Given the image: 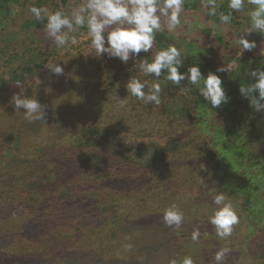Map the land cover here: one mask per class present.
<instances>
[{"label":"rangeland","instance_id":"1","mask_svg":"<svg viewBox=\"0 0 264 264\" xmlns=\"http://www.w3.org/2000/svg\"><path fill=\"white\" fill-rule=\"evenodd\" d=\"M8 5V12H3L0 18V21L5 18L0 26V134L6 129L4 141L0 140V264H169L170 260H177L179 263L185 256H191L197 264H216L214 254L221 248L229 249L225 264H264V226L246 236V222L242 221L241 224L233 226L230 236L220 238L215 227L209 223V218L214 213L212 195L218 188L215 177L202 161L193 156H189L192 159L184 158L183 155L170 156L164 161L160 171L154 172L152 168L141 171L144 161L135 153L136 149L149 143H162L194 132L191 131L190 125L192 119L186 123L177 121L179 124L170 125V117L162 118L153 114L151 119H148V124L138 125L135 109L131 110L125 105L126 98L119 97L122 100H117L116 96L110 95L109 83L112 82V74L113 77L118 76L123 70L112 71V68H118L114 59L107 56L96 57L84 28L70 34L76 37L75 45L57 48L46 36L44 28L23 27L24 22L35 18L29 11L31 5L46 6L49 11H55L51 0H10ZM201 11L204 12L203 9ZM195 15L189 14L192 20L195 19V29L209 27L218 33L217 24L206 25L208 22L203 21L202 16H199V21ZM240 17L245 24L248 22L244 16ZM190 29L194 30L192 24L182 20L172 32L176 35L171 36L176 44L184 46L188 54L194 52L192 50L197 47L194 43L198 41L192 35L189 38L192 43L188 44L187 41L178 39L177 35H183V32L186 34L184 30ZM205 32L209 34L207 29ZM12 35H16L15 38H12ZM6 44L10 50L7 48L1 52V48ZM218 44L223 48L221 43ZM22 45L25 46L23 51L32 53L33 58L36 50L41 53L36 62L43 56L47 61L42 68L26 72L22 80H12L11 74L20 75V68L25 64L19 60V55L11 60L7 56L13 49L22 50ZM55 63L63 68L62 75H55L48 70L47 66ZM128 65V75L140 74L138 67L133 69L131 60ZM91 91H94L92 96ZM19 92L37 98L44 106L45 121L26 119L22 109H14L11 97ZM188 93L187 99L190 103L191 92ZM169 95L170 93H164L163 100L167 101ZM189 107L191 108L190 104ZM91 126L97 132L105 133L110 145L101 141L99 136H92L91 148L95 147L100 151L98 153L103 156V161L99 165L101 176L96 177L94 172L90 173L95 166L87 168L86 179L89 188L85 194L97 199L99 183L102 180L112 183V190L114 183L123 185L124 195L131 193L132 186L133 191L149 190L145 185L152 177L163 188L160 189V196L165 197L163 191H169L175 201L173 205L184 214L180 227L173 228V238L167 230L169 227L163 223L156 209L154 222L153 218L146 219V222L152 225L139 226L138 233L126 244L131 245V248L135 247V250H126L123 245L120 249L109 251L108 255L100 252L102 255L90 262L83 258L82 248L77 245L75 238L71 237L78 220L77 202L83 196H80L81 191L74 189L70 194L57 197L50 194L57 183H84L78 176L83 175L84 171L69 172L74 174L67 179L55 163L64 151H71L69 155L75 152V155L81 156L82 159H85L87 150L89 153L96 151L74 148L71 138L75 127L86 133L87 127ZM63 130H66L63 139L66 146L58 147L54 145L59 142L55 136ZM16 136L17 146L22 148L17 155L14 153L17 146L13 143L16 142ZM86 146L88 148V144ZM6 147L10 151L9 154L6 153ZM128 164H133L132 169L140 174L135 185L133 179L126 181L123 176L119 177L117 172L112 174L115 166L122 165V169L126 170L125 166ZM166 164L169 170L168 179L164 177ZM44 171L54 180H38L39 177L34 176L43 175ZM113 178H116L115 181L111 180ZM38 181L41 183H37ZM48 188L50 190L47 191ZM163 205L165 210L170 207L165 199L161 202V206ZM233 208L237 210V207ZM239 213L242 214L240 211ZM57 217L60 220H57ZM195 230H199L200 235L194 241L192 233ZM155 232L158 241L165 247L163 254H153L154 250L160 248L157 242L150 238ZM105 241L110 242L108 239ZM174 249L176 256L169 252Z\"/></svg>","mask_w":264,"mask_h":264},{"label":"trees","instance_id":"2","mask_svg":"<svg viewBox=\"0 0 264 264\" xmlns=\"http://www.w3.org/2000/svg\"><path fill=\"white\" fill-rule=\"evenodd\" d=\"M9 1L10 0H0V18L3 12H8ZM51 1L53 5H55V11L59 9L68 11L86 2V0ZM201 2L202 1L199 0H193L192 3V0H185L181 19L185 23L189 22L192 24L194 30H184L187 32L186 34L183 32V35H177L178 39L187 41L188 44L192 43V41L189 40L190 36H195L198 43H194L197 47L195 50H192L194 51L192 54H188L185 52L184 46L182 47L174 42L171 36H175L176 34L164 30L156 34L155 42L150 52L142 53L141 57L151 58L159 49L167 47L169 44H174L182 50V54L185 56V66L181 68L180 71H185L187 67L199 62L201 72L205 75L208 71H215L217 66L228 64L233 59H236L240 49L238 43L234 39V34L247 25L248 22L245 24L240 19V16H244L247 19L246 14L242 12H233L232 20L227 24H221L218 16H208L206 14L207 9L203 8ZM217 2L221 5L220 11L226 13L228 11L227 0H217ZM200 8L203 9L204 12H202ZM190 13L196 14L195 17L199 21L201 20L199 16H202L203 21L208 22L206 25H209V23L217 24L219 27L218 33L213 32L209 27L195 29V19L192 20V17L189 16ZM239 13L240 15H238ZM163 19L164 18H162V20ZM3 20H5V18ZM3 20L0 21V26ZM44 23L43 20L34 18L24 22L23 27L26 29L30 27L34 29H43ZM84 29L87 31L86 28ZM206 29L209 31V34L205 32ZM1 36L0 34V37ZM15 36L16 35H12V38H15ZM5 38L6 37H4V39ZM247 38L256 40L257 48L253 49L251 52H244L238 66L233 72L217 73V75H220L224 80L226 93L230 97L229 103L222 105L219 109L211 110L210 105H207V102L203 101L202 97H198L196 89L186 81H182L181 85L177 86L170 81L164 80L163 77L161 78V104L159 106L155 104H144L142 101H138L135 97L127 94L125 84L123 83H126L127 79L134 75L127 74L129 62L127 65H124L117 59L113 61L118 68L114 67L112 71L116 69L123 71L115 77H113L114 74H112V82L109 83V89L111 90L110 95H118V97L126 98L125 105L131 110L135 109L137 116L136 122L140 126L148 124L150 121L148 119H151L150 116L153 114L161 116L162 118L170 117L172 121H175H170V125L173 123L179 124L178 122L186 123L190 118L192 119L190 125L192 127L191 131L194 132L188 133V135L181 138H171L162 143H149L136 149L135 153L144 161V165L141 166V171L150 168H152L154 172L160 171L163 168L164 161L170 156L183 155L184 158H191L189 156L196 157L198 161H202V164H204L215 177L217 181L216 187L224 191L232 205L237 207L236 213L239 215V224H241L242 221L246 222V236L255 233L259 228L264 226V113L255 112L249 107L248 101L242 99L237 91V86L244 83L245 80L251 82V78L247 75L248 67L256 68L258 66H264V37H260L259 34H252ZM218 43H221L223 48H221ZM7 48L10 50L8 44L4 45V48H1V52L6 51ZM21 48L22 50H18L21 54L16 51V49H13L7 56L11 60L13 57L19 55V60L25 64L20 68V75L11 74L10 78L12 80H22L26 72L29 73L33 71L34 68H42L44 62L47 61V58L43 56L39 62H36L41 54L38 50L34 52L33 58L32 53L28 54L23 51L25 48L24 45H22ZM219 48H221L220 52H218ZM136 68L137 67L134 65L133 69ZM137 77L141 79H152V77H143L140 74L137 75ZM117 84H119L118 89H116ZM188 91L191 92L190 103L189 99H187L189 94ZM93 93L91 91V96ZM164 93H170L167 101L163 100ZM188 112H190V114H188ZM2 131L0 140L3 142L4 136H6V129ZM65 132L66 130H63L60 134L55 136V139L59 140V142L54 143V145L56 144L58 147L66 146L63 140L66 136ZM94 135L99 136L100 140L106 142L108 146L110 145V140L107 139L106 134L101 131L97 132L95 128L91 126V128L87 127L86 133L82 132L79 127L73 129V134L71 135L74 143L73 147L96 150L95 147L91 148V142L93 141L92 136ZM202 138H205V140H202ZM13 143L16 144V146L18 145L17 136L16 142L14 141ZM87 144L88 148L86 146ZM15 149L14 153L16 155L22 150L20 145ZM112 150H114V148ZM12 151L13 147L11 149V152ZM70 152H62L55 164H58L59 170L67 179H70L76 172L84 171L83 175L78 174L79 178L82 179L84 183L78 182L71 185H65V182L57 183L55 186L56 188L50 195L53 197L65 196L72 193L74 189L81 191L80 196H83L77 202L79 210L78 220L75 223V231L71 237L75 238L77 245L82 248L84 253L83 258L87 259L88 262L93 261L97 256L100 257L102 254H107L115 248L120 249L123 245L128 244L130 238L138 233L140 229L139 226H146V224L152 225V223H147L146 219L153 218L154 222L156 218V209L162 217L165 209L164 205L161 206V202L164 201V199L167 200L170 207L175 203L169 191L162 190L165 197L160 196V189L163 188H161L152 177L151 181L147 182L145 185L150 188L149 190L139 189L133 191L132 187L134 186H132L130 189L131 193L127 195L122 194L124 189L123 185L120 186L114 183V189L112 190V183L102 180L99 183L97 199H94L92 196L85 194L89 188V183L86 179V170L87 168L89 169V166H95L90 170V173L94 172L96 177L101 176L99 173V165H101L103 161V156L98 153L100 152L99 150L91 153L87 150L88 153L85 154V159H82L81 156L75 155V152H73V155H69ZM6 153H10L8 147H6ZM186 153L187 155H185ZM127 160H129V158H127ZM188 160L191 161L190 159ZM133 167V164L132 166L128 164L125 166L126 170H123L122 165H117L112 174L117 172L118 176H123V180L126 181H131L133 179V185H135L139 179L137 177H140V174L133 170ZM150 175H152V173ZM34 176L39 177L38 180H54L49 178L50 175L46 171L43 172V175L38 174ZM164 177L166 179L169 177L167 164ZM115 179L113 178L111 180L115 181ZM31 182L33 183V180H31ZM37 183L41 182L38 181ZM48 190H50V188H48L47 191ZM148 201L150 202L147 204ZM215 207L216 206L213 205V211H215ZM239 211L242 212V214L239 213ZM57 220H60V218L57 217ZM140 222H144L145 224H141ZM173 228L174 227L167 228L172 238L175 233ZM155 233L156 234L150 238L156 241L160 248L159 250H154L153 254H163L165 247L160 244L157 232ZM93 234L95 236H93ZM107 239L110 240V242L107 243L105 241ZM99 247H101L102 250H100L101 248ZM131 249L135 250V247ZM185 250L188 251L187 247H185ZM100 252H102V254ZM169 252L173 256L177 255L175 249ZM194 264L197 263L194 261Z\"/></svg>","mask_w":264,"mask_h":264},{"label":"clouds","instance_id":"3","mask_svg":"<svg viewBox=\"0 0 264 264\" xmlns=\"http://www.w3.org/2000/svg\"><path fill=\"white\" fill-rule=\"evenodd\" d=\"M184 6L185 0H86L68 11H49L46 6L35 5H31L29 11L37 20L45 22V34L57 48L75 45L76 37L70 34L86 28L90 46L97 58L107 56L118 59L124 65L131 60L141 76L152 77L151 80L137 76L127 79L125 90L138 101L159 106L163 77L177 86L186 81L196 89L198 97L210 105L211 110L219 109L229 103L230 97L226 93L224 80L217 73L233 72L243 53L257 48L256 40L247 37L252 34L264 37V0H227L226 13L220 11L221 5L217 0H202L206 14L218 16L221 24L229 23L233 12L245 13L248 20L247 25L234 34L240 49L237 58L217 66L215 71H208L206 75L201 72L199 62L180 71L185 66V56L174 44L159 49L151 58L141 57L142 53H149L153 48L157 33L165 29L173 32L182 23ZM47 68L55 75H62L64 71L58 63ZM247 75L251 82L245 80L237 86L239 96L248 101L255 112L264 113V66L248 67ZM116 98L122 100L118 95ZM11 103L15 110H23L26 119L45 121L44 106L37 98L19 92L11 97ZM212 203L216 207L209 223L215 227L217 236L226 238L232 234L233 226L239 223L238 215L226 193L219 188L212 195ZM162 220L169 227L179 228L184 214L173 205L164 211ZM199 235V230H195L192 239L197 240ZM125 248L130 249L131 245H125ZM228 252L227 248L215 252L216 264H225ZM169 264H178V261L170 260ZM179 264H194V261L191 256H185Z\"/></svg>","mask_w":264,"mask_h":264}]
</instances>
